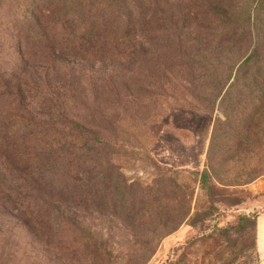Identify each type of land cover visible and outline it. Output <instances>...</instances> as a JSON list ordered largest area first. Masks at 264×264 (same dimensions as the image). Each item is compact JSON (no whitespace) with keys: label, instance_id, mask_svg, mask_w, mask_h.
Instances as JSON below:
<instances>
[{"label":"rangeland","instance_id":"rangeland-1","mask_svg":"<svg viewBox=\"0 0 264 264\" xmlns=\"http://www.w3.org/2000/svg\"><path fill=\"white\" fill-rule=\"evenodd\" d=\"M263 178L264 0H0V264H264Z\"/></svg>","mask_w":264,"mask_h":264},{"label":"trees","instance_id":"trees-1","mask_svg":"<svg viewBox=\"0 0 264 264\" xmlns=\"http://www.w3.org/2000/svg\"><path fill=\"white\" fill-rule=\"evenodd\" d=\"M143 2V1H142ZM136 24V23H135ZM254 58V53L250 54L242 64H240L236 69L235 67L231 68V74L229 79L232 78V76H235L234 79V84H238L240 83V81H244V79L248 76V74L250 73V69L246 68V64H248V62H250V60H252ZM259 76L255 75L253 77V81L255 83L260 82V80L258 79ZM253 83V84H255ZM241 101V100H240ZM204 183V180L202 181ZM66 190V188H65ZM21 210H19V215L21 217H24V220L29 223V224H33L34 226H38L41 229L44 230V228H46L48 225V214H47V209L46 211L42 210V206L39 207L38 205H33L31 206L30 204H23L21 203V205L19 206ZM47 224V226H46ZM32 227V226H31Z\"/></svg>","mask_w":264,"mask_h":264},{"label":"crops","instance_id":"crops-1","mask_svg":"<svg viewBox=\"0 0 264 264\" xmlns=\"http://www.w3.org/2000/svg\"><path fill=\"white\" fill-rule=\"evenodd\" d=\"M264 187V178L261 179V182L257 183V187ZM258 233H259V249L261 252H264V215L260 216L258 219Z\"/></svg>","mask_w":264,"mask_h":264}]
</instances>
